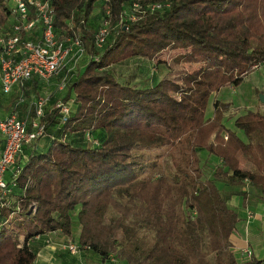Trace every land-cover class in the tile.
<instances>
[{"label":"trees","instance_id":"1","mask_svg":"<svg viewBox=\"0 0 264 264\" xmlns=\"http://www.w3.org/2000/svg\"><path fill=\"white\" fill-rule=\"evenodd\" d=\"M49 1L55 30L79 39L91 55L71 81L75 113L61 125L55 107L42 121L47 130L59 124L63 134L102 138L82 145L55 137L45 151L30 154L17 177L22 208L0 214V264H33L28 240L56 230L73 239L75 225L73 240L103 262L202 264L210 255L212 264H264L236 259L230 236L238 216L216 185L245 198L247 182L264 196V113L247 109L234 117L246 141L225 125L230 103L215 100L205 116L211 94L238 86L264 63V0H170L161 13L147 11L134 21L121 20L131 2L164 0ZM96 4L103 16L94 26ZM11 17L0 0V33ZM106 18L112 38L101 50L93 37ZM167 49L175 52L152 85L121 83L103 71L131 57L153 60ZM40 81L14 88L8 106L19 94L38 95L32 93ZM143 150L154 156L144 159ZM201 150L220 160L208 178H202Z\"/></svg>","mask_w":264,"mask_h":264},{"label":"built area","instance_id":"2","mask_svg":"<svg viewBox=\"0 0 264 264\" xmlns=\"http://www.w3.org/2000/svg\"><path fill=\"white\" fill-rule=\"evenodd\" d=\"M5 1L11 7L12 19L6 31L0 33L1 92L9 94L34 77L49 79L54 75H60L58 88H64L82 66V59L87 54L83 43L55 30L54 7L49 0H14V5L10 4L11 0ZM169 5L170 0L145 6L133 1L122 11V18L134 21L147 11L161 13ZM106 13L109 15L108 11ZM108 26L106 18L94 33L93 44L97 49L103 48ZM49 100L50 95L38 94L26 100L23 94H19L6 110L0 109V214L5 210L11 212L22 208L23 191L17 184L22 164L27 161H21L22 151L25 144L34 147L35 142L46 135L47 127L42 119L50 111L47 109ZM59 106V119L64 122L70 110L65 103ZM22 107H25L24 112H21ZM85 137L91 140L89 132ZM29 206L34 207V203ZM60 247L70 254H80L89 249L71 238H67ZM110 261L115 262L116 259L111 257Z\"/></svg>","mask_w":264,"mask_h":264},{"label":"rangeland","instance_id":"3","mask_svg":"<svg viewBox=\"0 0 264 264\" xmlns=\"http://www.w3.org/2000/svg\"><path fill=\"white\" fill-rule=\"evenodd\" d=\"M11 1L12 2H10V4L14 5V0ZM101 16H103V12L101 11L100 6L96 4L90 17V21H93L92 24L94 26L100 23ZM123 19L124 17L122 20ZM90 21H88V23H90ZM111 36H107L103 47H105L107 44V40L110 41L112 38ZM174 52V50L167 49L153 60H148L142 57H131L124 61L114 63L106 67L103 71L112 73L121 83L134 85L136 87L152 85L166 71L164 68V61L166 59L169 60ZM90 55L91 54L87 52L85 57H83L81 62L82 67L85 66ZM57 76L58 78L55 77L51 79H40L41 81L38 89L32 93V95L37 93L40 95H50V100L47 106V109H50V111H52V109L55 107L60 109L59 105L61 103L67 104L66 101L70 100L71 98L73 99L72 101H76L75 93L70 89L71 82L68 81L66 86L60 89L58 88L60 75ZM245 76V80L240 85L236 87L228 86L220 89L217 93L211 94L206 106L205 116L212 115L213 102L215 100L230 103L231 107L227 110V112H225V125L228 128L236 130L237 134L246 141L243 131L241 129L235 128L233 121L235 116L243 113L247 109L257 110L261 113H264V103L260 102L259 100V94H264V63H260L251 67L250 71ZM30 86L31 85H29V87ZM12 97L13 95L8 96L2 95L0 93V108L2 110L7 109L8 102H11ZM29 98L31 97H26V100H29ZM24 109L25 107H22L21 112H24ZM60 123L62 124V121H60ZM58 127L60 126L58 125L53 129H50V134H56L57 132L56 136H58V139H66L67 141L70 139L74 140V136L77 137V135L72 133L63 134L61 128ZM101 138L102 135L99 132L94 133L91 136V140H87L86 137L82 135L81 139L84 141L81 142V144L95 145L94 142H100ZM143 153L145 154L143 155L144 159H149L154 156V152H150L149 150H143ZM198 156L200 159V166L202 167L203 171L202 178L210 177L214 167L220 162V160L213 158L204 150H201L200 153L198 152ZM216 185H218L221 194L226 198L229 207H231L238 216V221L236 222L234 231L230 236L233 245L232 247H234L232 251L234 250L233 253L236 255L235 257H238L244 261H249L252 258L257 260L264 259V196L258 195V192L247 185V182H245V186L241 187L242 190L244 189L245 191H248L245 198L240 194H234V189L236 188L225 187V185L220 181L216 182ZM243 250H246L247 252L243 253ZM85 251H89V249L84 250V254L88 253H85ZM86 258L87 259L84 264H94L93 260L90 259L91 256H87ZM105 264L116 263L108 261L105 262ZM202 264H212L211 256L208 255L203 258Z\"/></svg>","mask_w":264,"mask_h":264},{"label":"crops","instance_id":"4","mask_svg":"<svg viewBox=\"0 0 264 264\" xmlns=\"http://www.w3.org/2000/svg\"><path fill=\"white\" fill-rule=\"evenodd\" d=\"M55 77L58 78L57 75H54V76L50 77V79L55 78ZM245 77H244L243 81L245 80ZM34 78L35 79H41L39 77H34ZM73 79L74 78H72L70 80V82ZM41 80H43V79H41ZM72 100L73 99L71 98L70 100L66 101V103L68 104L69 110H70V115L74 114L76 111V108H77V102L72 101ZM58 125L59 124H56V126H58ZM61 125H59V126H61ZM54 127H55L54 125L51 126L47 130L46 135L39 138L35 142L34 147H31V145L28 143L24 145L23 151H22V156H21V158H23V159H21V161L24 159L27 160L28 157L30 156V154L34 151L35 152H43L48 148L52 139H54L55 137H58V136H56L57 132H56V134L55 133L50 134L51 133L50 129H53ZM72 134L77 135V137L76 136L73 137V139L76 141V143L81 144V142L84 141L81 139L82 138L81 134H75V133H72ZM74 140L70 139L68 141H71L72 143L75 144ZM77 234H78V225H75V228H73V231H72V236H70V237H72L73 239H76ZM67 238H69V237L64 235L59 230H56V231H51V232H45V233L39 235L38 237H33L32 239L28 240L27 241L28 246L35 253V260H34L33 264H84V262L87 259L86 258L87 256H91L90 259L93 260L94 264H96V263L97 264H105V262H103L101 260L99 254L94 252V251H91V250L85 251V253L88 252L86 254H84V251L80 254H70L66 250L62 249L60 247V244L63 243ZM233 248L234 247H232V249ZM236 259L238 261H244L238 257H236Z\"/></svg>","mask_w":264,"mask_h":264},{"label":"water","instance_id":"5","mask_svg":"<svg viewBox=\"0 0 264 264\" xmlns=\"http://www.w3.org/2000/svg\"><path fill=\"white\" fill-rule=\"evenodd\" d=\"M259 100L264 103V94H259Z\"/></svg>","mask_w":264,"mask_h":264}]
</instances>
